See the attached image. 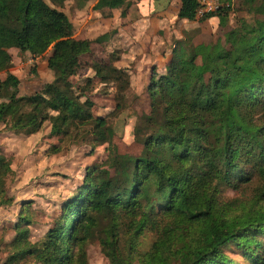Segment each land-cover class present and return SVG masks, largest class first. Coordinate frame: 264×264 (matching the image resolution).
I'll return each mask as SVG.
<instances>
[{"label":"trees","instance_id":"1","mask_svg":"<svg viewBox=\"0 0 264 264\" xmlns=\"http://www.w3.org/2000/svg\"><path fill=\"white\" fill-rule=\"evenodd\" d=\"M180 1L178 17L195 21L199 0ZM222 1L223 7L203 19L217 14L225 23L231 0ZM246 1L264 15V0ZM124 2L98 0L96 7ZM232 41V49L220 43L188 52L180 48L167 74L152 73L151 110L135 126L142 152L122 154L110 136V117L95 115L93 103L71 79L91 41L76 38L68 14L46 0H0V73H6L0 82V124L31 136L49 123L48 137L55 138L47 149L51 155L81 143L106 144L108 151L106 160L87 168L83 184L66 202V224L61 221L39 244L30 241L26 226L14 225L7 262L87 264L85 247L96 241L112 264H228L222 250L233 243L258 250L244 253L246 264H264V119L259 115L264 23L245 22ZM51 47L47 63L53 80L21 95L9 50L36 58ZM92 68L94 75L85 79L89 86L94 78L103 84L121 81V93L129 86L124 69L98 63ZM14 173L13 155L0 148V207L15 202L8 191ZM228 189L238 196H225ZM147 233L155 239L143 250Z\"/></svg>","mask_w":264,"mask_h":264},{"label":"rangeland","instance_id":"2","mask_svg":"<svg viewBox=\"0 0 264 264\" xmlns=\"http://www.w3.org/2000/svg\"><path fill=\"white\" fill-rule=\"evenodd\" d=\"M46 1L68 14L75 26L76 38L91 41L90 50L80 58V72L71 79L93 103L95 115L110 117V136L122 154L139 155L142 152L143 145L135 139V126L140 116L150 113L148 88L154 71L159 76L167 74V66L180 48L188 52L199 46L212 48L220 43L232 49V39L245 22L264 23V15L255 14L246 0L230 1L225 23L217 14L203 19L223 7L222 0H217L218 9L214 11L207 10V5L203 4L195 21L178 17L179 0H125L117 8H97L98 0H67L62 4ZM9 51L13 57L10 71L21 79V95L38 92L45 83L53 80V72L47 63L52 47L36 58L16 48ZM201 60L202 56L198 62ZM97 63L124 69L127 74L124 82L129 81L126 90L122 93L118 90L121 81L109 80L103 84L100 78H94L92 85H87L85 79L94 75L92 66ZM106 71L111 76L109 68ZM5 76V72L0 73V82ZM118 105L120 109H117ZM259 115L264 119V110ZM48 132L49 123L32 136L15 134L0 124V148L13 155L15 172L8 180L9 195L15 202L0 207V264H9L7 258L11 246L8 243L17 234L14 225L26 226L30 241L39 244L61 221L66 224V202L83 184L87 168L108 156L106 144L93 147L87 143L69 145L51 155L47 149L55 138H49ZM225 196L231 198L238 194L228 189ZM25 214L29 215V221L21 218ZM154 239L152 233H147L142 249L148 250ZM253 247L244 248L233 243L224 247L222 253L230 261L228 264H246L244 253L256 255L258 252L251 253ZM85 248L87 264H112L98 242ZM26 264L39 263L30 259Z\"/></svg>","mask_w":264,"mask_h":264},{"label":"built area","instance_id":"3","mask_svg":"<svg viewBox=\"0 0 264 264\" xmlns=\"http://www.w3.org/2000/svg\"><path fill=\"white\" fill-rule=\"evenodd\" d=\"M199 3H200V9L202 8L203 4L207 5L206 8L207 10L214 11L215 9H218L217 0H199ZM200 9H199V13H200Z\"/></svg>","mask_w":264,"mask_h":264},{"label":"crops","instance_id":"4","mask_svg":"<svg viewBox=\"0 0 264 264\" xmlns=\"http://www.w3.org/2000/svg\"><path fill=\"white\" fill-rule=\"evenodd\" d=\"M179 2H180V3H179V5H178V6H179L178 8H179V10H180V7H181V1L179 0ZM179 10H178V11H179ZM48 133H49V132H48ZM48 133H47V134H48ZM37 134H38V133H37ZM33 135H34V134H33ZM31 136H32V135H31Z\"/></svg>","mask_w":264,"mask_h":264}]
</instances>
